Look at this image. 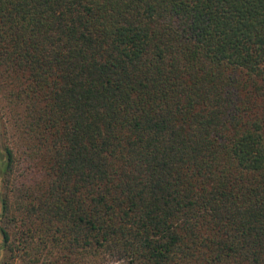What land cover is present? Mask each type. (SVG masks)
I'll return each mask as SVG.
<instances>
[{"label": "trees", "instance_id": "1", "mask_svg": "<svg viewBox=\"0 0 264 264\" xmlns=\"http://www.w3.org/2000/svg\"><path fill=\"white\" fill-rule=\"evenodd\" d=\"M0 111L5 251L264 264V0H0Z\"/></svg>", "mask_w": 264, "mask_h": 264}, {"label": "rangeland", "instance_id": "2", "mask_svg": "<svg viewBox=\"0 0 264 264\" xmlns=\"http://www.w3.org/2000/svg\"><path fill=\"white\" fill-rule=\"evenodd\" d=\"M2 112L0 111V146L3 144L4 142V139L2 137ZM0 157H1V150H0ZM2 192V181H1V169H0V194ZM1 210V208H0ZM20 230L21 228H18V225H14L12 224L8 231L10 233V236H11V250L9 251L8 249L5 251V249H2V238H1V235H0V264H40V261L41 260H45V257H41V255H38L40 256L39 257V261L38 263H36V259L38 258V256H30V257H27L28 254H29V251L28 252H25L23 251L22 248L23 245L19 243L18 240H20L22 238L21 234H20ZM35 240V241H34ZM34 240H32V243L33 245L36 244V238H34ZM47 257V256H46ZM106 261L107 264H127V263H121V262H118L116 261L115 259H113V257H108L106 258ZM96 261H98V259H96ZM95 263V262H94ZM92 263V264H94Z\"/></svg>", "mask_w": 264, "mask_h": 264}]
</instances>
